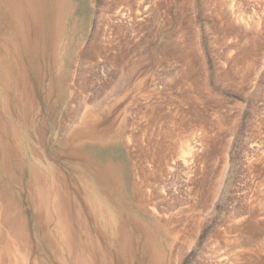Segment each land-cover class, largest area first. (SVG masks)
I'll return each instance as SVG.
<instances>
[{
	"label": "rangeland",
	"instance_id": "rangeland-1",
	"mask_svg": "<svg viewBox=\"0 0 264 264\" xmlns=\"http://www.w3.org/2000/svg\"><path fill=\"white\" fill-rule=\"evenodd\" d=\"M71 2L73 20L85 28L60 77L61 103L31 107L28 124L18 93L12 90L8 103L0 84V264H36L41 255L45 264H74L68 254L74 231L83 250L95 246L103 263L130 264L119 210L97 191L95 203L78 209L80 228L59 235L53 152L71 144V135L84 130L78 118L89 114L111 120V138L97 156L123 175L139 233L130 248L141 264H264V0H146L145 13L124 18L120 35L99 37L100 55L83 60L79 52L94 46L104 4ZM6 37L1 21L0 39ZM61 61H47L44 81ZM137 127L146 128L152 144L132 143ZM39 188L43 200H35ZM24 219L26 240L16 243Z\"/></svg>",
	"mask_w": 264,
	"mask_h": 264
},
{
	"label": "bare ground",
	"instance_id": "bare-ground-1",
	"mask_svg": "<svg viewBox=\"0 0 264 264\" xmlns=\"http://www.w3.org/2000/svg\"><path fill=\"white\" fill-rule=\"evenodd\" d=\"M131 2L132 0H102L105 6L103 5L99 14L97 13L99 20L96 22L95 38H93L94 46L90 45L84 51L79 52L81 60L92 59L99 54L101 46L99 44V37H106L113 33L120 35L119 32H122V30L126 28V24H123V21H125L123 20L124 18H130L129 21H131L133 16H140L145 13L142 11L143 9L146 10L147 7H142L144 6L143 4L146 3V0H136L135 7L133 5L130 6L131 4L129 6L127 5V3L129 4ZM74 12L71 0H0V22H6L7 26V37L5 39H0V84L2 89H4L8 103H10L9 95L11 91L13 90V92L18 93L17 107L20 109V115L23 114L25 116L26 123L28 124L34 121V119L32 120L28 117L31 112V107L37 108L41 105V102L43 105L49 100L51 103L50 105H46L48 108L53 104L57 105L61 103L63 92L61 86H58L60 77L63 75L66 76L67 73L65 68H68V61L73 55L72 52L75 51L77 36H79L85 28L84 21L80 22L73 20ZM110 39L108 41L109 43H111ZM67 45H69V48H66ZM62 51L63 56H61ZM62 57H64V59ZM58 58L60 61L62 60L64 62L61 61L62 69L60 67V69L55 70L54 74L51 70V78L44 81L46 70L49 67L47 61L55 62ZM103 62L104 60L99 63V65ZM101 69L103 68H100V70ZM103 70L101 71L103 72ZM95 72L99 73L96 70ZM96 74L93 75V77L99 76L100 78V76H102L101 74L96 76ZM97 87L98 86H96V88ZM26 96L29 97L28 105L25 103V100L23 101ZM83 102H85V100ZM83 102H81V104ZM93 105H95V103ZM12 109L13 104L10 106V110ZM12 113L14 114V111H12ZM89 115H81L80 118H78L76 124L78 123L79 127H83L84 130L77 131L75 134L71 135V138H69L70 141L72 140L71 144H68L69 146L64 144V146H60V148H63L62 151L55 150L53 152L55 159L53 162L57 170L53 178V185H55L53 189L56 190V200H58L54 202L56 205H61L63 211L60 216L59 235L63 229L69 230V226L80 228L82 218H78V209L84 207V205L95 203L96 197L91 198V196L96 194L93 193L92 190L97 191L99 192L97 194L100 195L101 193V196L105 198L104 200L107 205L108 203L112 207L114 205L119 210L117 219L119 227L122 228L123 236L121 243L126 245V252L131 255L130 264H135L137 259H140L139 264H141L142 258L134 257L130 248V243L134 237L139 236V233L137 234L135 231L134 227L137 226V221L129 212V204L127 205L126 202V186L122 177L123 175H120L119 169H115L114 174L112 168L104 165L99 160V156H97V149L102 146L103 142L111 138V120L108 116L102 115L97 119ZM152 118L154 119L153 113L152 116H149V119ZM74 127L75 126H72L70 130L73 131L72 129ZM70 130L66 131L69 132ZM122 133H124V131L116 133L115 137H119ZM129 136L136 147H143L146 143L152 144L153 142L152 136L150 135V137H148V134H146V128L137 127V132ZM41 141H43V138L38 140V143L40 144ZM148 150L149 157L152 158L153 161H158L157 151L155 152L152 148ZM140 152L143 153L144 151L141 150ZM182 162L184 165H188V159L185 158ZM167 164H169V162H167ZM159 165H161L160 167L162 169L163 164ZM37 183L33 184V187L35 185V188H38ZM33 187L31 188L33 189ZM160 187L164 189L165 186ZM43 196V192L41 188H39V190L36 191L35 200H39L38 198H42L41 200H43ZM43 205H41L40 209L38 208L39 217H41ZM83 216V219L88 221L89 215ZM70 219L73 221L70 222ZM22 223L19 224V228L15 232L17 239L16 243H23V241L26 240V236L24 237L22 235V229L25 227V219ZM40 224H42L41 221ZM87 228L89 227L87 226ZM86 232L89 234L90 229H86ZM76 233L77 231H74L73 239L68 238V254L74 264H87L85 257L88 258V256L94 261V264L114 263L111 258H107V263H103V261L98 259L95 246H87L85 250H83V241ZM131 246H133L132 243ZM51 247L53 248L54 246L51 245ZM110 248L111 247H109V249ZM85 252L86 254H84ZM55 254L56 252L52 250L54 258H56ZM111 254H113V252ZM113 255H115V253ZM90 259L88 258L87 260ZM36 264H45L44 255L38 257Z\"/></svg>",
	"mask_w": 264,
	"mask_h": 264
}]
</instances>
